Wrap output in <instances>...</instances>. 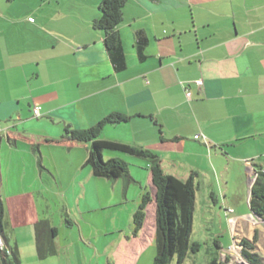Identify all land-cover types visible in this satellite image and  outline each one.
I'll use <instances>...</instances> for the list:
<instances>
[{
    "label": "crops",
    "instance_id": "0c3cea01",
    "mask_svg": "<svg viewBox=\"0 0 264 264\" xmlns=\"http://www.w3.org/2000/svg\"><path fill=\"white\" fill-rule=\"evenodd\" d=\"M101 2L0 0V234L17 256L11 264H44L36 224L55 225V197L58 219L68 220L69 188L98 178L89 144L63 139L65 124L84 130L126 115L101 138L153 152L183 181L197 173V189L213 160L230 171L223 158L234 150L250 190L264 170V0H127L116 61L94 26ZM60 240L63 258L70 243Z\"/></svg>",
    "mask_w": 264,
    "mask_h": 264
},
{
    "label": "rangeland",
    "instance_id": "374dc122",
    "mask_svg": "<svg viewBox=\"0 0 264 264\" xmlns=\"http://www.w3.org/2000/svg\"><path fill=\"white\" fill-rule=\"evenodd\" d=\"M210 152L214 157V149ZM231 154L223 158L226 162L230 159L229 172H222L226 164L221 166L213 160L215 163L210 161L212 165L209 164V173L199 182L190 240L200 246L182 264H210L218 254L223 264H236L238 254L246 264H253L244 252L246 249L240 244L243 239H248L254 245V249L248 251L258 259L257 264H264V224L252 216L249 207L251 190L244 163L240 159L242 157L238 156L237 150ZM114 155H119L128 164L132 180L94 178L91 174L87 175V170H77L79 177L86 174L87 178L81 190L69 188L67 193L72 205L68 215L70 223L64 215L63 220L58 219V197H55L50 213L55 222L52 226L58 229L56 239L61 238L64 246L68 243L70 246L62 251L63 258L55 255L48 262L43 260L42 263L154 264V204L147 206L141 230L135 231L134 223V215L143 197L148 194L151 202H155L152 185L148 180L150 170L145 160L134 156L105 151L103 157L109 160V156L116 158ZM260 160L264 162V156ZM134 176L144 177L140 181ZM77 192L81 195L80 208L76 204L78 200L73 199V194L78 196ZM171 264H178L176 257Z\"/></svg>",
    "mask_w": 264,
    "mask_h": 264
},
{
    "label": "trees",
    "instance_id": "16d2710c",
    "mask_svg": "<svg viewBox=\"0 0 264 264\" xmlns=\"http://www.w3.org/2000/svg\"><path fill=\"white\" fill-rule=\"evenodd\" d=\"M127 0H102L99 8L101 17L94 22V26L105 32V46L116 61L122 57V44L118 33V27L123 22V8ZM130 117L121 113L110 114L94 126L78 130L71 124H65L63 139L89 144V152L86 164L91 168L94 176L98 178L117 180L130 177L128 164L119 159L112 158L105 160V151H113L127 154L137 158L145 159L149 162V170L152 177L153 186L156 189L154 198L156 205V256L154 264H171L174 257L178 264H182L190 253H195L199 249V243H192L190 238L193 231V219L196 205L197 173L183 181L175 176L168 175L163 170L161 159L153 152L137 146L104 140L101 138L104 129L108 125H116L127 122ZM150 195H145L134 215L135 231L142 229L147 206L151 203ZM251 213L264 224V170L257 173L256 180L251 187L249 199ZM2 220V210L0 205V224ZM70 223L69 220H67ZM37 251L39 258L44 260L57 253L55 239L58 236V229L53 227L49 220H42L35 226ZM246 250V256L253 264H257L258 259L254 258L248 250H253L254 245L248 239H243L240 243ZM220 249V248H219ZM12 252L6 249L0 253V264H8L17 260V256L12 257ZM210 264H223L220 261V254L210 261Z\"/></svg>",
    "mask_w": 264,
    "mask_h": 264
},
{
    "label": "built area",
    "instance_id": "2783aa9c",
    "mask_svg": "<svg viewBox=\"0 0 264 264\" xmlns=\"http://www.w3.org/2000/svg\"><path fill=\"white\" fill-rule=\"evenodd\" d=\"M196 83H197V85H199V86H203V81H202V80H199V81H197ZM187 96L190 97V93H189V92L187 93ZM33 113H34V115H35L36 117H39L40 114H41V108H40V107H35V108L33 109ZM259 221H260V220H259ZM260 222H261V221H260ZM261 223H262V222H261ZM5 249H6L5 241H4L3 237H2V235L0 234V253L3 252Z\"/></svg>",
    "mask_w": 264,
    "mask_h": 264
},
{
    "label": "bare ground",
    "instance_id": "6f19581e",
    "mask_svg": "<svg viewBox=\"0 0 264 264\" xmlns=\"http://www.w3.org/2000/svg\"><path fill=\"white\" fill-rule=\"evenodd\" d=\"M236 264H246L242 259L241 256L238 254V257L236 258Z\"/></svg>",
    "mask_w": 264,
    "mask_h": 264
},
{
    "label": "clouds",
    "instance_id": "9594fccd",
    "mask_svg": "<svg viewBox=\"0 0 264 264\" xmlns=\"http://www.w3.org/2000/svg\"><path fill=\"white\" fill-rule=\"evenodd\" d=\"M36 117V116H35ZM6 246V245H5Z\"/></svg>",
    "mask_w": 264,
    "mask_h": 264
}]
</instances>
